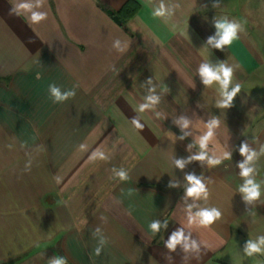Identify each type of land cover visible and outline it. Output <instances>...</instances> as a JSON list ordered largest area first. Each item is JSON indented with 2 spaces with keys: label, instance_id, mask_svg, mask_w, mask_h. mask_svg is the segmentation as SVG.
<instances>
[{
  "label": "crops",
  "instance_id": "0c3cea01",
  "mask_svg": "<svg viewBox=\"0 0 264 264\" xmlns=\"http://www.w3.org/2000/svg\"><path fill=\"white\" fill-rule=\"evenodd\" d=\"M261 240L264 0H0V264H264Z\"/></svg>",
  "mask_w": 264,
  "mask_h": 264
},
{
  "label": "clouds",
  "instance_id": "9594fccd",
  "mask_svg": "<svg viewBox=\"0 0 264 264\" xmlns=\"http://www.w3.org/2000/svg\"><path fill=\"white\" fill-rule=\"evenodd\" d=\"M18 7L22 8V9H31L32 6L28 3H22ZM31 19L33 22H38L39 20L42 19V17L39 14L32 13ZM216 27L219 30V35H220V39L218 42H216V45H215L217 48H221L223 45H230L232 43V41L237 38L236 33H237V29L239 27L238 24L220 22V23L216 24ZM209 43H212V41L210 40ZM199 72H200V75L203 78V81L206 85L211 84L213 81H220L224 87H227L229 82L232 79V70L228 67H225L224 65H221L218 69H212L207 64H204V65H201ZM51 90H52L53 94L58 99H63V97L60 94L59 89L52 87ZM238 91H239V85H237V87L235 89H233V91L227 95V100L225 101L224 106H227L228 102H230L232 100L233 96ZM69 95H71V93H69ZM150 99L154 102L156 98L151 97ZM214 123L215 122H213L212 124H209V126H208L209 132L204 137H202L201 147H205L207 140L212 136L211 129H212ZM185 126H187V122H185ZM241 151H242V153L247 152V148L246 147L242 148ZM248 158L251 159V156H249ZM195 159L202 160V159H204V155L202 154L200 156H197V157H195ZM218 162L219 161H216V160L212 161V163H218ZM177 164L179 167H183V162L178 161ZM241 168L244 169L242 174L245 176H247L248 173L251 171L250 169L244 168L243 165H241ZM121 175L123 176L124 174L121 173ZM188 180L190 181V183L192 185L188 189V195L198 196L204 190L203 185L199 182V180H197L193 176H188ZM241 191H243L245 193V199L246 200L256 199L260 195L258 185L253 184V182L251 180H249L247 182V185L243 189H241ZM198 215L200 217V222L202 224H210V223L215 221V219L219 216V213L213 209V210H204V211L200 212ZM150 227L152 228L153 231H158L159 224L158 223H152L150 225ZM182 237H183L182 232L178 231V232L173 233L170 240L167 242V247L170 249L174 248L176 246V244L181 241ZM261 243L264 244V240H261ZM247 251H248V254L251 255L253 252H261L264 250H262L256 244L250 243ZM51 264H63V261L54 260L51 262Z\"/></svg>",
  "mask_w": 264,
  "mask_h": 264
},
{
  "label": "trees",
  "instance_id": "16d2710c",
  "mask_svg": "<svg viewBox=\"0 0 264 264\" xmlns=\"http://www.w3.org/2000/svg\"><path fill=\"white\" fill-rule=\"evenodd\" d=\"M136 9H137V4L135 2L130 1L129 4H127V5L125 4V6H123L121 11H120L122 18L118 17L117 15H115V16L118 18L119 22L120 21L122 22L123 18H127V16H131L136 11ZM112 15H113V13H112Z\"/></svg>",
  "mask_w": 264,
  "mask_h": 264
},
{
  "label": "water",
  "instance_id": "95a60500",
  "mask_svg": "<svg viewBox=\"0 0 264 264\" xmlns=\"http://www.w3.org/2000/svg\"><path fill=\"white\" fill-rule=\"evenodd\" d=\"M109 14L112 15V12H109ZM112 19H113L114 22L119 24V20H118V18L116 16L113 15Z\"/></svg>",
  "mask_w": 264,
  "mask_h": 264
}]
</instances>
